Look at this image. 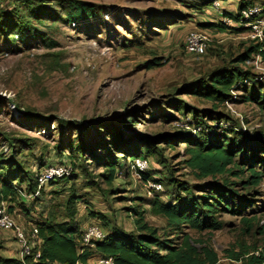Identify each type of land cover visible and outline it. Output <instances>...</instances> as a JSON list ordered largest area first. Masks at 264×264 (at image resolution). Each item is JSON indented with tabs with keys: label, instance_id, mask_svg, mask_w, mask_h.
I'll return each instance as SVG.
<instances>
[{
	"label": "rangeland",
	"instance_id": "1",
	"mask_svg": "<svg viewBox=\"0 0 264 264\" xmlns=\"http://www.w3.org/2000/svg\"><path fill=\"white\" fill-rule=\"evenodd\" d=\"M53 1V8H56L57 0ZM78 1L96 8L95 16L76 25L33 23L46 40L53 42L51 47L37 40L28 49L14 50L0 37V152L4 159L13 156L10 139L18 140L21 147L23 144L31 147L20 151H24L23 165L32 173L39 170L42 157L46 164L64 161L57 159L53 152L61 140L66 149L69 141L75 142L77 137L90 142L94 128L101 123H110L121 130L118 126L121 118L133 119L130 129H122L119 145L124 148L147 141L161 147L165 165L172 170L169 177L179 184L186 183L191 192L189 197L204 195L201 187L207 183L224 186L227 181L234 185L226 188L249 201L241 215L219 213L217 219L223 223L219 231L185 230L194 240L210 245L218 256L217 264H242L229 258V253L239 252L241 246L264 247V232H261L264 228V112L253 104L243 103L240 96L244 93L234 88L229 91L230 99L217 107L221 114L215 117L218 120L204 119L205 125L199 128L194 125V113L211 110L213 104L182 89L227 65L232 56L253 40L249 29L243 27L246 21L224 24L228 21L225 14L236 15L238 3L247 0ZM253 3L264 9V0H253ZM205 4L210 6L204 7ZM0 7L10 10L12 6L8 0H0ZM261 17L264 22V13ZM170 21L177 24L162 30L160 24L166 27ZM205 23H221L225 29L205 27ZM194 29L208 38L207 53L199 59L186 54L184 49L185 37ZM259 29L262 37L253 41H264V23ZM156 59V63L162 64L148 69V62ZM243 68L253 75L252 81L264 85L262 59L253 56ZM172 99L180 101L179 104L187 109L184 114L167 109L165 103ZM157 107L172 118L159 114ZM218 127H222L218 133L229 139L233 138L232 133L242 135L238 142L243 152L234 158L238 167L229 169L236 172L243 168V174L197 179L185 165V144L177 141L175 135L188 132L197 136L198 131L209 133ZM104 137L110 140L108 135ZM97 154L101 155L99 151ZM122 155L119 153L118 159ZM244 157L249 162L256 157L252 165L261 173L257 186L244 188L242 182L249 176V164L243 163ZM74 163L76 179L46 188L35 200L26 198V193L21 192L18 200L27 201L25 207L30 211L31 220L24 208L7 201L13 218L27 229L52 215L56 221H64L67 199L75 194L80 197L76 219L82 228L96 223L106 232L98 217L88 216L91 211L105 215L112 224L130 231L133 213L129 209L135 208L146 211V222L157 228L159 236L168 231L163 218L150 214L149 203L161 191H149L146 183L130 171L112 184H106L100 176L105 173L104 169L98 168L93 160L82 163L74 160ZM156 163L152 162L151 168H163ZM179 195L180 199L185 196ZM173 196L176 197V193ZM159 197L166 199L162 194ZM242 217L254 219L251 231H244ZM6 235L0 231V236L6 238ZM3 243L0 240V255L13 258L14 254L1 248ZM258 252L253 253L258 255Z\"/></svg>",
	"mask_w": 264,
	"mask_h": 264
},
{
	"label": "trees",
	"instance_id": "2",
	"mask_svg": "<svg viewBox=\"0 0 264 264\" xmlns=\"http://www.w3.org/2000/svg\"><path fill=\"white\" fill-rule=\"evenodd\" d=\"M204 1L208 2L207 0ZM8 2L12 6L10 10L0 7V37L4 42H9L10 48L14 50L21 47L28 49L37 40L47 47L53 45L52 41L46 40L42 36L33 23L48 21L76 25L96 14V8L93 9L91 5L78 0H57L56 8H53L54 5L51 3L54 2L53 0H8ZM252 4H254L253 0L241 1L238 3L236 15L227 13L225 16L241 23L240 11ZM203 6H210V4ZM176 24V21H170L166 27L163 24L160 26H162V30H167L169 25ZM204 26H221V29H225L221 23L214 25L205 23ZM206 53L200 58L204 57ZM253 56H258L264 61V41H250L243 51L231 57L227 65L215 69L205 78L184 86L182 91L196 95L213 104L211 110L202 111L201 114L194 113V125H198L200 128L206 123L204 119L218 120L215 117H219L221 114L217 111V107L230 99L229 91L234 88L244 93L243 96H240L243 103L253 104L264 112V85L252 81L250 78L253 75L243 68V65ZM156 62L158 60L148 62L147 68L150 69L162 64ZM179 103L180 101L172 99L165 104H167V109L184 114V110L187 109ZM157 111L159 114H164L166 118H172L159 107H157ZM130 122L133 123V119L125 121L121 118L118 125L121 130L115 129L110 123H101L99 127L94 128V135H92L90 142H84L77 137L75 142L69 141L66 149L61 140L53 148V152L57 159L64 161L46 164L47 161L42 157V163L38 166V168L40 167L39 170L32 173L23 165L25 159L21 156L24 151H20V149L30 150L31 147H26L25 144L21 147L22 145L18 140L10 139L9 146L12 148L13 156L10 159H4L0 152V194L10 204L24 208L27 218L30 219L32 217L29 214L30 211L25 207L27 201L18 200L21 192L26 193V198L35 200L45 192L46 188H51L60 182L76 179L73 173L74 160H78L80 163L87 159L93 160L98 168L104 169L105 173L100 176L105 180V183L112 184L122 178L121 175L126 176L129 171L133 173L131 166L135 160L144 159L148 162V169L144 172H138L136 176L141 178L144 183L151 181L161 185V192H156L157 198L149 203L150 214L163 218L168 231H164L163 235L159 236L157 228L146 222L144 217L146 211H138L135 208L129 209L133 213V229L130 231L118 224H112L110 219L101 213L88 211V216L91 218L98 217L107 230L106 232L103 231L105 237L102 241H93V247L86 248L81 253L80 239L86 227L82 228L76 219L78 214L77 203L80 197L73 194L67 199L66 220L56 221L55 216L52 215L41 219V221H36L34 224L38 228L39 244L33 252H39V258L34 260L33 257H27L22 262L18 258V244L10 232H5L8 234L6 238L0 236V240L4 242L1 248L8 254H14V257L8 258L4 254L0 255V264H76L77 262L86 264L91 258H93L91 262L100 258H111L113 264H217L218 256L210 245L205 241L194 240L185 230H193L198 233L219 231L223 228V223L218 221V214L241 215L249 206V201L246 198L238 197L236 192L226 188L228 185H234V183L229 184L227 181L224 182V186L207 183L201 187L204 195L189 197L191 192L186 183L179 184L169 177L172 170L165 165V159L160 153L161 147H156L147 141H141L134 145L129 144L124 148L119 145L122 140V129H130ZM215 129L216 131L209 133L198 131L197 136H191L188 132L175 135L177 141L185 144L187 157L185 165L197 179L223 177L230 173L235 177L241 176L243 168L236 172H232L229 168L231 166L233 168L238 167L234 158L243 152L241 144L238 142V138H242V135L232 133L234 134L233 138L229 139L222 133H218L217 130L222 129V127ZM104 134L108 135L110 140H106ZM97 151L101 155L97 154ZM119 153L123 154L119 157L120 159L117 157ZM255 159L256 157L252 159L253 162L247 161L245 157L243 159V163L249 164V176L246 181L242 182L245 184L244 188L257 186L260 183L261 173L252 165ZM155 161L163 168H151L152 162ZM59 164L70 166L72 174L69 177L46 183L40 188L38 195H35L39 172L48 166ZM116 190L114 187V191ZM149 191L155 190L149 189ZM174 193H176V197L173 196ZM179 193L184 194V198L180 199ZM160 194L166 199L162 200L159 197ZM241 222L246 232L251 231L255 225L254 219L242 217ZM89 225L100 227L96 223ZM261 232H264V228ZM8 242L10 244L6 245ZM254 251H259L258 255H255ZM229 258L242 264H264V247L262 249L255 247L250 249L241 246L239 252L231 251Z\"/></svg>",
	"mask_w": 264,
	"mask_h": 264
},
{
	"label": "built area",
	"instance_id": "3",
	"mask_svg": "<svg viewBox=\"0 0 264 264\" xmlns=\"http://www.w3.org/2000/svg\"><path fill=\"white\" fill-rule=\"evenodd\" d=\"M262 13L264 9L257 3L247 6L242 9L239 13V17L242 21L247 23L243 25L251 32V38L257 39L262 37V32L260 31V25L264 22L262 20ZM234 22V20L228 18V21H224V24L228 22ZM240 24V23H239ZM238 24V25H239ZM73 25V24H72ZM242 26V25H241ZM208 48V38L201 33L200 30H191L185 37L184 49L186 54L190 55L195 59H199L206 53ZM261 61V58L259 57ZM133 172L138 175V172H144L148 169V162L144 159L135 160L131 166ZM72 174V169L66 164L52 165L41 170L37 176V192L38 195L40 188H42L46 183L65 177H69ZM146 186L150 190L160 191L162 187L160 184L147 181ZM8 205L10 204L2 198L0 194V231L10 232L19 246L18 258L23 262L27 257H33L34 260L39 258V252H33V250L38 246V228L32 225L30 229L18 223L15 218L9 213ZM105 237L103 230L95 225H89L85 228L81 235L80 245L81 253L86 248L93 247V241H102ZM76 264H81L77 262ZM86 264H89L88 262ZM91 264H113L111 258L108 259H97Z\"/></svg>",
	"mask_w": 264,
	"mask_h": 264
}]
</instances>
